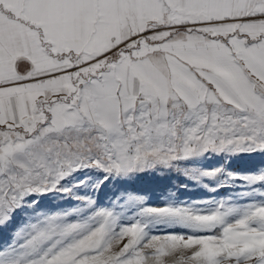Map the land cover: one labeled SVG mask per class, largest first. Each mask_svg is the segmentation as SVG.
<instances>
[{
  "label": "snow or ice",
  "instance_id": "6c2138e0",
  "mask_svg": "<svg viewBox=\"0 0 264 264\" xmlns=\"http://www.w3.org/2000/svg\"><path fill=\"white\" fill-rule=\"evenodd\" d=\"M207 158L239 195L88 194ZM258 189L264 0H0V264H264Z\"/></svg>",
  "mask_w": 264,
  "mask_h": 264
},
{
  "label": "rangeland",
  "instance_id": "374dc122",
  "mask_svg": "<svg viewBox=\"0 0 264 264\" xmlns=\"http://www.w3.org/2000/svg\"><path fill=\"white\" fill-rule=\"evenodd\" d=\"M258 163V157L253 159L241 157L232 162V170L240 171ZM217 165L218 161L215 158L179 162L171 168L159 167L146 170L129 178L127 183L115 187L108 185L98 193L89 191L88 194L93 200H98L100 206H107L110 200L115 202L119 197L142 196L151 206H162L166 203H195L206 207L214 200L231 199L239 195L240 185L228 184L224 187L217 185L214 189L207 179L199 176V171L212 169ZM83 191L81 190V194ZM257 191H264V189ZM113 192L116 193V197H113ZM120 202L123 203V201ZM43 204L46 206L45 210L55 208L59 211L70 208L76 204V201L68 196H53L46 198Z\"/></svg>",
  "mask_w": 264,
  "mask_h": 264
}]
</instances>
